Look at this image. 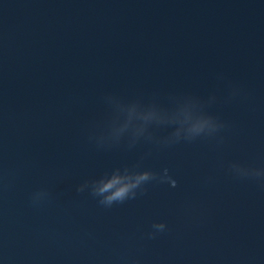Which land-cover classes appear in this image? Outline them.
I'll return each instance as SVG.
<instances>
[{
    "label": "water",
    "instance_id": "1",
    "mask_svg": "<svg viewBox=\"0 0 264 264\" xmlns=\"http://www.w3.org/2000/svg\"><path fill=\"white\" fill-rule=\"evenodd\" d=\"M0 264H264V0H0Z\"/></svg>",
    "mask_w": 264,
    "mask_h": 264
},
{
    "label": "clouds",
    "instance_id": "2",
    "mask_svg": "<svg viewBox=\"0 0 264 264\" xmlns=\"http://www.w3.org/2000/svg\"><path fill=\"white\" fill-rule=\"evenodd\" d=\"M190 106L191 102L185 101L178 109L168 113L155 105L141 107L138 103H131L126 106L124 118L119 120L115 125L113 133L115 136L119 137L121 134L127 132L133 139H139L148 132L150 124L168 120L179 124V127L171 134L170 139H179L182 133L189 137H195L206 131H215L217 125L212 117L199 116L190 122L186 119H182L181 114L187 112ZM165 172H167V169H165ZM153 176V171L149 168H145L143 171L130 173L126 176H115L106 181L99 190L103 192L108 188L114 189L105 199L106 203L111 204L114 200H123L129 193L134 194L132 190L135 187ZM162 179L170 180L173 185L175 184V180L171 177L165 176ZM164 226L163 222L154 225L158 230L163 229Z\"/></svg>",
    "mask_w": 264,
    "mask_h": 264
}]
</instances>
